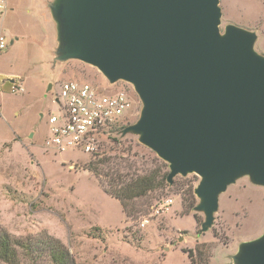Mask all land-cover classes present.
Masks as SVG:
<instances>
[{"label":"rangeland","instance_id":"rangeland-1","mask_svg":"<svg viewBox=\"0 0 264 264\" xmlns=\"http://www.w3.org/2000/svg\"><path fill=\"white\" fill-rule=\"evenodd\" d=\"M53 1L9 0L3 22L9 46L0 55V227L15 243L19 264H55L51 238L62 243L73 264H235L240 244L264 232V186L249 176L221 194L214 224L201 232L205 216L195 210L201 178L195 173L126 200L127 210L107 191L117 187L104 174L114 162L121 163L126 179L170 171L137 135H122L128 124L103 135L97 154L58 152L46 144L48 116L59 113L56 94L63 82L87 80L106 92L127 90L132 105L125 123L135 122L142 109L130 83L110 84L90 64L55 59ZM220 6L221 31L228 24L255 31V49L264 54V0H221ZM104 157L113 161L99 164V173L89 169ZM166 199L172 202L164 206ZM0 264L9 263L0 258Z\"/></svg>","mask_w":264,"mask_h":264},{"label":"water","instance_id":"water-1","mask_svg":"<svg viewBox=\"0 0 264 264\" xmlns=\"http://www.w3.org/2000/svg\"><path fill=\"white\" fill-rule=\"evenodd\" d=\"M221 0H54L58 61L130 83L139 118L122 130L169 164L167 181L195 173L208 231L220 196L244 176L264 186V54L258 35L220 29ZM12 40L11 42H13ZM52 86V84H51ZM235 264H264V232L242 242Z\"/></svg>","mask_w":264,"mask_h":264},{"label":"built area","instance_id":"built-area-1","mask_svg":"<svg viewBox=\"0 0 264 264\" xmlns=\"http://www.w3.org/2000/svg\"><path fill=\"white\" fill-rule=\"evenodd\" d=\"M9 8V0H0V55L9 46L3 30ZM56 101L59 113H49L51 136L46 144L58 152L69 149L97 152L101 137L125 123L132 105L127 90L106 92L90 81L78 79L63 82ZM171 202L166 199L164 206Z\"/></svg>","mask_w":264,"mask_h":264},{"label":"trees","instance_id":"trees-1","mask_svg":"<svg viewBox=\"0 0 264 264\" xmlns=\"http://www.w3.org/2000/svg\"><path fill=\"white\" fill-rule=\"evenodd\" d=\"M129 124V122L118 125L114 127L109 133L114 131H121L122 128ZM93 154H97L94 152ZM119 158V157H117ZM124 159L123 157H120ZM111 157H104L97 161H92L89 165V169L93 170L95 173H99L101 163L112 162ZM118 162H114L113 165L108 166L109 171H105V175L110 177L108 184H116V188L108 187L107 191L110 192L115 198L120 200L124 209L127 210L128 206L126 200L133 199L135 197H141L147 195L150 191L155 190L158 187L167 185V176L168 174L160 175V173L155 172L150 175H138L136 176L129 175L128 178H124V174L120 173ZM130 166V165H128ZM127 173L126 175H128ZM194 187H192L191 192L193 193ZM50 243V254L53 262L55 264H73V258L70 256V253L64 249V246L59 240H53L51 238ZM14 242L11 239V236L6 233L0 227V258L6 261L9 264H19V253L14 246ZM26 249L28 254H32L33 249L29 243L22 245Z\"/></svg>","mask_w":264,"mask_h":264},{"label":"crops","instance_id":"crops-1","mask_svg":"<svg viewBox=\"0 0 264 264\" xmlns=\"http://www.w3.org/2000/svg\"><path fill=\"white\" fill-rule=\"evenodd\" d=\"M12 43H14V41Z\"/></svg>","mask_w":264,"mask_h":264}]
</instances>
